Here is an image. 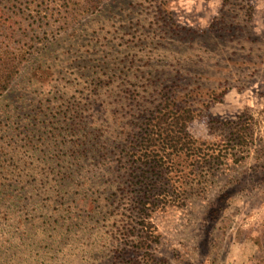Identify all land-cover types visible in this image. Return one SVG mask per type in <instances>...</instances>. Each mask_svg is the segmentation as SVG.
<instances>
[{"label":"rangeland","instance_id":"obj_1","mask_svg":"<svg viewBox=\"0 0 264 264\" xmlns=\"http://www.w3.org/2000/svg\"><path fill=\"white\" fill-rule=\"evenodd\" d=\"M55 1L29 6L47 10ZM99 1L95 16L60 35L63 52L71 42L80 45L72 57L78 66L61 74L68 85L47 87L44 80L58 75L46 74L36 86L35 101L44 99V107H34H47L41 118L46 127L5 119L0 148L15 153L22 167L31 162L28 156L44 154L39 145L53 134L47 132H59L61 116L80 101L83 86L68 89L77 80L71 72L83 74L85 64L95 76H113L117 118L123 114L117 106L130 104L138 91L173 83L180 96L189 94L195 110L189 133L215 159L188 162L181 166L184 175L170 182L179 193L151 218L159 242L150 264H264V0ZM153 59L160 63L152 68ZM159 74L158 83L146 81ZM136 89L132 97L124 93ZM229 121L240 138L231 136L224 125ZM9 188L12 196L0 195V264L134 262L132 251L119 255L133 243L122 235L119 218L105 214L103 201L94 202L95 186L57 195L46 181L28 176Z\"/></svg>","mask_w":264,"mask_h":264},{"label":"trees","instance_id":"obj_2","mask_svg":"<svg viewBox=\"0 0 264 264\" xmlns=\"http://www.w3.org/2000/svg\"><path fill=\"white\" fill-rule=\"evenodd\" d=\"M36 2L43 5L48 0H0V123L18 117L23 125L33 121V129L45 128L46 122L41 118L48 116L44 114L47 107H34L40 103L44 107V99L39 103L35 101L40 95L36 92L38 83L49 74L58 76L45 79L47 87L67 86L62 72L68 71L66 66H78L77 59L72 57L73 50L80 45L71 42L70 50L63 52L60 35L95 16L100 3L99 0H56L52 2L56 6H49L47 10H37L40 5L29 6ZM77 34L78 31L72 32L73 37ZM70 58L74 63L67 64ZM153 62L152 68L160 60L153 59ZM82 67L88 70L79 74L81 78L71 72L77 80H69L71 88L68 89L82 85L80 101L71 104L68 112L61 116L63 125L59 132L53 129L47 132L53 134L39 145L44 154L28 156L31 162L27 161L22 167L15 153H4L0 148V157L3 156L0 195L12 196L9 187L28 176L46 181L56 188L57 195L68 194L74 187L95 186L98 191L94 202L103 201L100 204L105 214L119 218L122 235L133 243L119 251L120 256L131 255V251L134 254L130 258V262H134L125 264H141L142 261L150 264L151 258L155 263L151 250L159 242V235L151 218L168 201H176L177 189L170 182L184 175L181 166L188 162L194 164L195 161L199 165L208 157L211 161L215 157L205 153L206 149L210 150L206 143L189 133L188 125L195 110L189 94L180 96L175 84L154 88L152 93L147 88L138 91L130 104H123L122 99L117 109L123 114L117 118L113 108L118 90L114 89L113 76L97 73L95 76L91 66ZM59 79H63V83ZM160 79L161 74L146 81L158 83ZM117 80L121 86L122 77L118 76ZM137 90L124 93L132 97ZM88 111L92 113L89 116ZM234 124L235 121H229L224 125L233 138H240V130ZM24 128L27 131V126ZM4 129L2 126L0 133ZM33 129L30 133L35 132ZM38 169L42 170L37 172ZM90 202L85 206L93 209L95 206ZM132 218L140 222L134 224L130 221Z\"/></svg>","mask_w":264,"mask_h":264}]
</instances>
